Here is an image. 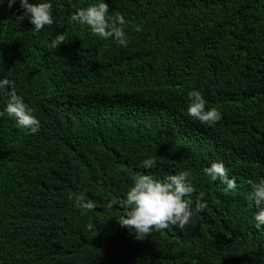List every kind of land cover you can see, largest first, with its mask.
Masks as SVG:
<instances>
[{
  "label": "trees",
  "instance_id": "16d2710c",
  "mask_svg": "<svg viewBox=\"0 0 264 264\" xmlns=\"http://www.w3.org/2000/svg\"><path fill=\"white\" fill-rule=\"evenodd\" d=\"M46 2L54 23L36 32L17 19L19 0H0V80L41 125L31 135L0 117V264H264V226L246 199V181L264 179V0H105L124 16L127 47L71 21L100 0ZM193 90L219 122L188 115ZM7 100L0 90V111ZM213 162L234 190L205 174ZM181 171L195 178L189 198L207 204L193 203L189 225L143 241L119 226L137 176ZM82 191L99 205L87 214L74 206Z\"/></svg>",
  "mask_w": 264,
  "mask_h": 264
},
{
  "label": "clouds",
  "instance_id": "9594fccd",
  "mask_svg": "<svg viewBox=\"0 0 264 264\" xmlns=\"http://www.w3.org/2000/svg\"><path fill=\"white\" fill-rule=\"evenodd\" d=\"M16 2L17 0H7L8 7L12 8ZM19 3L23 15L17 19L23 21L27 17L34 31L40 32L45 26L53 25L52 3L46 0L32 3L29 0H19ZM70 19L81 25H87L91 33L100 39H114L120 46L127 47L128 41L123 28L126 23L124 16L120 13L110 15L109 5L105 3V0L78 8ZM66 40V33L58 34L52 40L51 47L56 49L65 44ZM9 88L11 91H7ZM0 90H6L8 96L4 110L0 111V117L7 115L15 119L18 127L28 130L29 134L38 133L41 127L40 121L33 114L32 109L24 103L23 98L17 95L15 82L7 78L0 80ZM188 98L190 103L187 113L193 119L210 126L222 119V113L218 109L206 110L207 102L200 92L190 91ZM156 166L154 157L145 159L142 164L145 169H153ZM204 172L212 181H219L220 184L225 185L226 190L231 191L236 188L235 179L229 178L228 169L222 162H213L210 167L204 169ZM193 179L195 178L191 176L190 171L169 175L164 180L156 179L149 174L137 176L133 185L127 190L125 198L118 202L126 211L119 217L117 223L120 227L129 229L134 239L139 241L152 235L154 230L162 231L173 226L183 230L191 222L193 203H195L196 212H203L207 207V204L203 202L204 193H200L195 202L189 198L195 191L191 183ZM246 183L250 186L246 199L250 207L256 208L254 220L259 229L264 226V179L258 182L249 179ZM73 198L74 206L79 208L82 214H87L99 206L96 202L87 199L83 191L73 194ZM115 203L110 201L104 207L111 209ZM92 227L93 225H88L89 230Z\"/></svg>",
  "mask_w": 264,
  "mask_h": 264
}]
</instances>
